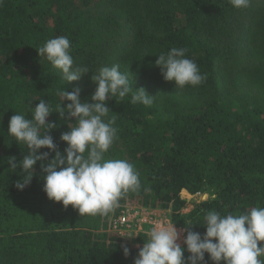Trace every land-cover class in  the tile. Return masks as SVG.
Masks as SVG:
<instances>
[{
  "label": "trees",
  "instance_id": "16d2710c",
  "mask_svg": "<svg viewBox=\"0 0 264 264\" xmlns=\"http://www.w3.org/2000/svg\"><path fill=\"white\" fill-rule=\"evenodd\" d=\"M58 36L70 40L74 67L89 70L78 81L67 83L38 53ZM173 47L187 49L186 57L206 75L202 84L176 88L164 79L155 61ZM114 64L135 88L154 96L151 106L132 104L131 93L106 102L105 121L115 119L118 135L105 158L134 164L142 185L120 205L170 210L174 223L194 224L202 236L209 211L240 215L264 206V0H250L244 9L229 0H3L0 264H134L148 241L147 234L129 239L102 231L110 214L82 217L49 199L40 161L31 183L19 190L22 173L7 163L29 153L8 134L16 112L31 118L40 99L56 111L64 88L79 87L81 101L93 102L92 75ZM48 120L57 124L49 134L63 152L61 134L75 118L53 112ZM184 190L209 197L185 212ZM122 245L130 249L127 257ZM205 261L214 264L208 254Z\"/></svg>",
  "mask_w": 264,
  "mask_h": 264
},
{
  "label": "clouds",
  "instance_id": "9594fccd",
  "mask_svg": "<svg viewBox=\"0 0 264 264\" xmlns=\"http://www.w3.org/2000/svg\"><path fill=\"white\" fill-rule=\"evenodd\" d=\"M229 3L234 8L244 9L250 5V0H229ZM70 49L71 42L66 36L49 39L37 49L40 57H45L63 73L67 83L89 73L87 67H74ZM186 52L185 48L173 47L159 54L155 61L164 79L174 81L176 88L198 86L206 79L197 63L186 57ZM91 78L96 84L91 95L93 102L81 101L79 87L72 91L64 88L57 93L62 103L56 111L46 100L40 99L31 118L16 112L8 128V134L29 149L22 160L12 156L7 162L13 173L17 170L22 173L16 187L22 191L31 183L40 161L47 197L62 202L65 207L71 205L82 217L107 216L120 206V200L128 193L139 192L142 187L134 164L124 159L105 158L118 135V129L113 126L115 119L105 121L110 111L106 102L117 96L123 100L129 93L132 104L151 106L154 102V96L145 88L137 89L130 83L129 76L119 70L118 64L101 67ZM65 101H70L66 107L63 106ZM53 112H58L62 120L75 118L76 121L74 125L69 124V131L61 134L60 139L67 142L63 152L49 134L57 128L56 123L48 120ZM42 148L49 151L41 152ZM52 153L55 155L49 159ZM193 225L186 224L182 230L186 232L185 249L178 242L182 232L175 224H157L140 248L134 264H206V254L214 264H264V244L260 243L264 242V206L253 207L240 215L209 211L200 224L206 226L203 236L192 230ZM122 247L125 256L130 255V249L126 245ZM186 250L190 253L187 257Z\"/></svg>",
  "mask_w": 264,
  "mask_h": 264
},
{
  "label": "built area",
  "instance_id": "2783aa9c",
  "mask_svg": "<svg viewBox=\"0 0 264 264\" xmlns=\"http://www.w3.org/2000/svg\"><path fill=\"white\" fill-rule=\"evenodd\" d=\"M160 223L175 224L177 230L181 232L185 228L174 223L171 214L161 208L149 207L137 202H128L120 205L114 212L110 213L106 228L102 231L121 238L136 239L141 234L149 235L152 228ZM184 236H186V232H182L178 241L182 246H184Z\"/></svg>",
  "mask_w": 264,
  "mask_h": 264
},
{
  "label": "rangeland",
  "instance_id": "374dc122",
  "mask_svg": "<svg viewBox=\"0 0 264 264\" xmlns=\"http://www.w3.org/2000/svg\"><path fill=\"white\" fill-rule=\"evenodd\" d=\"M182 196L183 198H185L186 200L189 201V207L185 210V212H188L190 209H192L193 207V202H199V201H202V200H205L209 197V195L207 193H201V194H195V195H192L190 194L188 191L184 190L182 192ZM205 196H207V198H205ZM1 201V200H0ZM157 208V207H156ZM159 208V207H158ZM162 209V208H161ZM163 211L167 212V210L165 209H162ZM168 214H171V211L168 210Z\"/></svg>",
  "mask_w": 264,
  "mask_h": 264
},
{
  "label": "crops",
  "instance_id": "0c3cea01",
  "mask_svg": "<svg viewBox=\"0 0 264 264\" xmlns=\"http://www.w3.org/2000/svg\"><path fill=\"white\" fill-rule=\"evenodd\" d=\"M165 210H167V209H165ZM167 213H168V210H167Z\"/></svg>",
  "mask_w": 264,
  "mask_h": 264
},
{
  "label": "bare ground",
  "instance_id": "6f19581e",
  "mask_svg": "<svg viewBox=\"0 0 264 264\" xmlns=\"http://www.w3.org/2000/svg\"><path fill=\"white\" fill-rule=\"evenodd\" d=\"M205 198H207V196H205Z\"/></svg>",
  "mask_w": 264,
  "mask_h": 264
}]
</instances>
